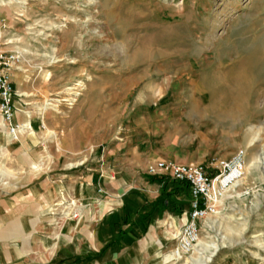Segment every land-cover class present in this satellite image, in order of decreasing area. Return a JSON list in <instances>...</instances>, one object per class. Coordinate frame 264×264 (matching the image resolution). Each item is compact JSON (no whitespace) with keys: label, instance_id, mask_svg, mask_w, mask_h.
Masks as SVG:
<instances>
[{"label":"rangeland","instance_id":"1","mask_svg":"<svg viewBox=\"0 0 264 264\" xmlns=\"http://www.w3.org/2000/svg\"><path fill=\"white\" fill-rule=\"evenodd\" d=\"M0 48L18 58L9 71L17 108L46 130L62 121L59 147L69 127H86L81 138L103 126L108 138L129 113L162 154L156 162L243 148L248 166L264 154V0H0ZM46 102L54 107L42 110ZM252 127L263 130L251 146ZM245 176L203 221L194 249L177 259L173 240L163 264H264L253 246L264 249V179Z\"/></svg>","mask_w":264,"mask_h":264},{"label":"crops","instance_id":"2","mask_svg":"<svg viewBox=\"0 0 264 264\" xmlns=\"http://www.w3.org/2000/svg\"><path fill=\"white\" fill-rule=\"evenodd\" d=\"M24 115L15 116L29 125L18 139L0 125V264H163L191 196L171 195L167 177L151 180L148 167L163 156L136 116L108 138L103 126L81 138L86 127H69L59 147L62 121L46 130L38 114ZM161 196L172 210L154 206Z\"/></svg>","mask_w":264,"mask_h":264},{"label":"built area","instance_id":"3","mask_svg":"<svg viewBox=\"0 0 264 264\" xmlns=\"http://www.w3.org/2000/svg\"><path fill=\"white\" fill-rule=\"evenodd\" d=\"M17 59L16 54L7 53L0 48V125L1 122L6 124L14 139H18L21 130L26 128L25 123L14 121L17 111H21L16 107V99H21L22 95L10 79L9 71ZM74 101L69 105L72 106ZM246 160L247 154L240 148L231 158L198 163L160 160L148 167L149 175L166 176L188 184L190 208L184 213L185 221L176 237L177 259L192 251L199 242L203 221L208 214L215 212L217 204L224 198V192L244 177ZM78 215L77 212L74 217L77 218Z\"/></svg>","mask_w":264,"mask_h":264},{"label":"bare ground","instance_id":"4","mask_svg":"<svg viewBox=\"0 0 264 264\" xmlns=\"http://www.w3.org/2000/svg\"><path fill=\"white\" fill-rule=\"evenodd\" d=\"M203 49H205L204 47H203ZM200 51V50H199ZM246 86H247V84H246ZM234 94V93H233ZM246 95H245V99H246ZM233 100V99H232ZM239 103V104H238ZM243 104H244V102L241 100V101H239V102H235V103H233V107L231 108V110H243ZM50 105H52L51 103H48V102H46L45 104H44V106H46V107H44L42 110H46V109H48V106H50ZM53 107H54V105H52ZM244 109H246V108H244ZM1 124H2V122H1ZM25 126L26 127H29V125H27V124H25ZM262 128H254V127H252L251 128V131L252 132H254V136H253V139H252V141H251V146L252 145H254L257 141H259L260 140V138H261V132H262ZM246 173L245 174H249L250 172H252V171H255V172H258L260 175H262V177H263V179H264V154H263V156L261 157V156H257V157H255L253 160H251L250 161V163L248 164V166H246ZM247 179H248V177L247 176H245V178L243 177L241 180H239L238 182H236V183H234L230 188H228L225 192L227 193L230 189H232V188H234V187H236V186H238V185H240V184H242V183H246L247 182ZM224 192V193H225ZM225 193V194H226ZM213 213H215V212H212V213H210V214H208V216L207 217H209V216H212V214ZM178 236V235H177ZM256 236H254V238H255ZM199 243V242H198ZM253 246H255V247H257L258 248V250H260V252H262V253H264V249H262L261 247H260V245H253Z\"/></svg>","mask_w":264,"mask_h":264},{"label":"trees","instance_id":"5","mask_svg":"<svg viewBox=\"0 0 264 264\" xmlns=\"http://www.w3.org/2000/svg\"><path fill=\"white\" fill-rule=\"evenodd\" d=\"M151 180L153 182H162L165 180V176H159V175H151ZM177 185L175 187L174 190H170V194L173 195V194H179L181 191H188L189 188H188V184L187 183H184V182H180V181H174ZM160 203H163V205L167 208H170L171 210L173 209V205L170 201V199H168L167 197H160L158 199V201L156 203H154V206H157L159 205Z\"/></svg>","mask_w":264,"mask_h":264}]
</instances>
